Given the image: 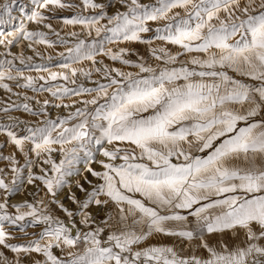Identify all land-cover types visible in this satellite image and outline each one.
Returning a JSON list of instances; mask_svg holds the SVG:
<instances>
[{"label": "snow or ice", "instance_id": "6c2138e0", "mask_svg": "<svg viewBox=\"0 0 264 264\" xmlns=\"http://www.w3.org/2000/svg\"><path fill=\"white\" fill-rule=\"evenodd\" d=\"M0 93V264H264V0H0Z\"/></svg>", "mask_w": 264, "mask_h": 264}, {"label": "rangeland", "instance_id": "374dc122", "mask_svg": "<svg viewBox=\"0 0 264 264\" xmlns=\"http://www.w3.org/2000/svg\"><path fill=\"white\" fill-rule=\"evenodd\" d=\"M133 47H136V48H138L139 50H143L142 48H141V46H139V45H132ZM14 51H15V49H13ZM0 94H2V93H0ZM165 243H169V244H171L172 243V241L171 240H165L164 241Z\"/></svg>", "mask_w": 264, "mask_h": 264}]
</instances>
